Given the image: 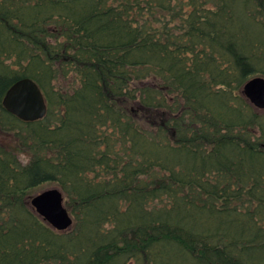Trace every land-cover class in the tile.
Returning <instances> with one entry per match:
<instances>
[{
    "label": "trees",
    "instance_id": "obj_1",
    "mask_svg": "<svg viewBox=\"0 0 264 264\" xmlns=\"http://www.w3.org/2000/svg\"><path fill=\"white\" fill-rule=\"evenodd\" d=\"M264 0H0V264H264ZM29 78L48 104L2 106ZM56 185L73 226L30 207ZM29 200V201H28Z\"/></svg>",
    "mask_w": 264,
    "mask_h": 264
},
{
    "label": "water",
    "instance_id": "obj_2",
    "mask_svg": "<svg viewBox=\"0 0 264 264\" xmlns=\"http://www.w3.org/2000/svg\"><path fill=\"white\" fill-rule=\"evenodd\" d=\"M244 98L259 111H264V78L250 79L242 88ZM4 109L25 123L43 120L48 113V104L39 85L25 78L17 81L6 92L2 101ZM32 210L49 227L65 232L74 220L65 206V197L58 188L41 192L30 199Z\"/></svg>",
    "mask_w": 264,
    "mask_h": 264
},
{
    "label": "rangeland",
    "instance_id": "obj_3",
    "mask_svg": "<svg viewBox=\"0 0 264 264\" xmlns=\"http://www.w3.org/2000/svg\"><path fill=\"white\" fill-rule=\"evenodd\" d=\"M13 133L9 132H2L0 130V145L5 147L8 150L13 151L20 161L23 164H27L30 161V153L27 151V149L20 147L19 142L17 141V137ZM53 188H58L56 185H51V184H45L37 189L31 190V195H29V200L38 194H40L43 191L50 190ZM59 189V188H58ZM28 200V201H29ZM74 220V219H73ZM74 224V223H73ZM69 230V229H68Z\"/></svg>",
    "mask_w": 264,
    "mask_h": 264
}]
</instances>
